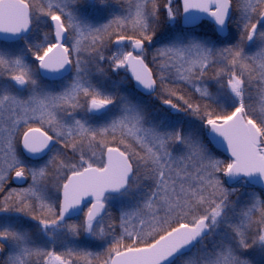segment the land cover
Listing matches in <instances>:
<instances>
[{
	"label": "rangeland",
	"instance_id": "374dc122",
	"mask_svg": "<svg viewBox=\"0 0 264 264\" xmlns=\"http://www.w3.org/2000/svg\"><path fill=\"white\" fill-rule=\"evenodd\" d=\"M22 1L30 8V34L0 42L5 264H109L115 253L150 245L203 218L209 237L175 264H264V200L245 181L228 185L231 160L226 165L204 143L210 123L240 111L258 127L264 146V0H232L235 12L222 43L171 30L167 41L140 55L154 69L158 95H175L173 108L183 116L172 119L148 112L124 76L106 73L119 72L133 39L155 34L156 6L169 0ZM53 17L67 34L70 71L48 82L39 64L54 45ZM92 104L102 107L100 113L92 114ZM29 128L58 141L31 164L20 151ZM93 147L97 168L108 147L128 155L134 170L128 188L103 200L101 219L58 225L61 186L89 167L75 159ZM18 172L30 177L21 188L10 185Z\"/></svg>",
	"mask_w": 264,
	"mask_h": 264
},
{
	"label": "water",
	"instance_id": "95a60500",
	"mask_svg": "<svg viewBox=\"0 0 264 264\" xmlns=\"http://www.w3.org/2000/svg\"><path fill=\"white\" fill-rule=\"evenodd\" d=\"M182 10L181 25L194 28L207 21L214 25L220 37H226L231 15L229 0H179ZM28 6L20 0H0V41L11 43L27 36L31 31ZM56 44L40 62V73L46 78L63 77L69 72L67 53L63 47L65 31L57 18L51 20ZM144 48L143 43L131 46L126 59L127 73L134 88L144 96L156 92V83L145 63L135 57ZM93 110H100L94 105ZM208 138L213 146L233 159L226 172V182L232 185L245 179L254 187L264 190V156L260 155V133L253 123H246L242 114L236 112L222 124L209 126ZM56 141L39 129L28 130L21 141V149L31 160L42 159ZM106 166L103 170L88 168L72 174L61 190L58 224L78 217L88 202H93L87 220L93 221L105 214L100 202L106 195L117 196L128 187L132 168L127 157L117 149L105 152ZM16 177L14 182L21 183ZM207 220H199L194 226L183 225L160 238L150 247L128 250L113 256L110 264H172L178 257L189 253L196 244L209 235ZM1 254V250H0Z\"/></svg>",
	"mask_w": 264,
	"mask_h": 264
},
{
	"label": "trees",
	"instance_id": "16d2710c",
	"mask_svg": "<svg viewBox=\"0 0 264 264\" xmlns=\"http://www.w3.org/2000/svg\"><path fill=\"white\" fill-rule=\"evenodd\" d=\"M170 3L165 5H162L161 2H158L157 6H156V14L154 16V19H156L157 21H155V26H157V30L155 31V34H150L149 36L143 37V38H135L133 40H141L144 42H149L152 41L153 45L147 47V49H152V48H156L158 47L163 40L167 41V38H169L171 35L169 32H171V30L173 32H177L178 30L180 32H182L184 35L188 34L187 31H184L183 29L179 28L178 25V17H179V6H178V2L177 0H172L170 1ZM232 6H233V14L235 12V7L234 4L232 2ZM172 14L170 17H172L170 19H168V15ZM172 21H176L175 23ZM210 29H209V28ZM211 26L208 25L207 23H202L199 27L190 30L191 31V37L194 39H198V40H203V39H207V40H213V41H220V39L216 36L215 32L213 30H211ZM145 61L147 62V64L151 67V63L148 59H145ZM119 66V65H118ZM120 70H119V74H124V70L122 69L121 66ZM158 94V93H157ZM169 94H166V96L159 94L158 98L156 97L154 99L153 102V107H159L160 102L162 101H166V102H170L171 104L175 105L177 102L174 98L175 95H171L168 96ZM168 97V98H166ZM160 108V107H159ZM163 111L165 110L164 108H161ZM184 111V110H183ZM183 116V112L182 111H178L177 114L175 115V117H181ZM204 143L208 145V147L210 148L211 151L215 152L218 155H221L220 153H218L209 143V141L207 140L206 135H204ZM222 156V155H221ZM223 157V156H222ZM225 158V157H224ZM227 161V159H226ZM227 165V162H226ZM257 192L260 194L261 198L264 200V194L261 190H257Z\"/></svg>",
	"mask_w": 264,
	"mask_h": 264
},
{
	"label": "flooded vegetation",
	"instance_id": "af4514ba",
	"mask_svg": "<svg viewBox=\"0 0 264 264\" xmlns=\"http://www.w3.org/2000/svg\"><path fill=\"white\" fill-rule=\"evenodd\" d=\"M125 80H126V78H125ZM127 82V81H126ZM137 98H138V100H143L142 99V96H137ZM138 102V101H137ZM161 105L162 106H164V107H168V105L166 104V103H161ZM92 109V108H91ZM101 111V110H100ZM100 111L99 112H94L93 110L91 111L92 112V114L93 113H100ZM88 114V116L91 118V119H93V117L89 114V113H87ZM94 120V119H93ZM52 137V136H51ZM53 138V137H52ZM69 142H71V141H68V143ZM70 144V143H69ZM261 152L262 153H264V146H262L261 145ZM93 154H94V156H93ZM21 156H22V158H23V160L25 161V163H29V164H31L33 161L32 160H29L28 158H26L22 153H21ZM95 157H96V148L95 147H93L92 149H91V151L88 153V154H85V155H82V154H80V155H78V157L75 159V160H78V161H84V162H86L87 163V165L89 164V167H95L96 166V164H95V162H96V160H95ZM101 160H103V167H104V164H105V160H104V153L102 154V159ZM39 161H41V160H39ZM36 162H38V161H36ZM86 163H84V164H86ZM102 167V168H103ZM102 168H100V169H102ZM82 169H80V171H81ZM80 171H77V172H80ZM17 175L18 176H20V178H24V180L21 182V183H19V185H16L14 182H13V180H12V182L15 184H13L12 182H11V186L12 187H24V185L25 184H27V179H29L30 177L28 176H26V174L24 173L23 174V172L22 173H20V172H18L17 174H15L14 176H13V178H16L17 177ZM224 178V177H223ZM23 198V197H22ZM24 199V198H23ZM25 202H26V200H25ZM84 218H85V216H84ZM0 247H1V245H0Z\"/></svg>",
	"mask_w": 264,
	"mask_h": 264
},
{
	"label": "bare ground",
	"instance_id": "6f19581e",
	"mask_svg": "<svg viewBox=\"0 0 264 264\" xmlns=\"http://www.w3.org/2000/svg\"><path fill=\"white\" fill-rule=\"evenodd\" d=\"M29 21H30V19H29ZM29 24H30V26H32L31 25V21L29 22ZM188 104H190L189 102H188ZM189 106V105H188ZM146 108H147V111L148 112H160L159 111V109H158V107H153V104H151V105H146ZM185 108H186V106H185ZM189 110H190V107H189ZM186 111V110H185ZM68 146L70 147L71 146V144H68ZM0 245H1V247H3V248H5V246H4V244H2V243H0ZM2 252V251H1ZM5 258H6V256H5V254H1L0 255V264H5Z\"/></svg>",
	"mask_w": 264,
	"mask_h": 264
}]
</instances>
